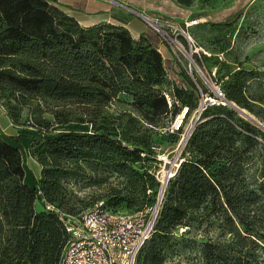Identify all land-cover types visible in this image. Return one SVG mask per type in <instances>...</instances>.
<instances>
[{"label": "trees", "instance_id": "trees-1", "mask_svg": "<svg viewBox=\"0 0 264 264\" xmlns=\"http://www.w3.org/2000/svg\"><path fill=\"white\" fill-rule=\"evenodd\" d=\"M253 73L233 71L225 98L241 108L249 105L250 98L255 99L246 93ZM164 74L155 44L146 36L135 38L123 24L82 25L59 0H0V100L14 120L25 107L31 108L29 121H35L39 134L29 150L41 165L40 177L33 175L28 184L19 136H12L13 143L0 132V264L60 263L68 233L59 213L46 204L64 211L65 181L79 171L80 161L110 163L144 193L149 184L156 185L154 175L135 167L146 158L144 140L133 147L119 137L121 123L116 121L124 115L132 119V112L114 116L107 108L126 94L133 97L137 111L168 112L166 93L159 88ZM184 103L186 114L198 106ZM78 108L80 114L72 112ZM49 110L52 118L43 115ZM244 116L229 102L209 103L203 109L186 145L194 158L183 161L170 179L154 231L136 264H164L174 228L202 205L223 210L228 222H234L230 210L238 217L235 243L209 237L202 244L207 264H264L263 219L240 215L226 193L222 200V180L210 170L212 161L239 141H257L252 133L259 131L257 123ZM70 121H87L91 128L53 129ZM106 199L119 209L113 199ZM36 201L43 210H37Z\"/></svg>", "mask_w": 264, "mask_h": 264}, {"label": "rangeland", "instance_id": "rangeland-1", "mask_svg": "<svg viewBox=\"0 0 264 264\" xmlns=\"http://www.w3.org/2000/svg\"><path fill=\"white\" fill-rule=\"evenodd\" d=\"M61 1L73 3L69 6L70 9H66L80 13L79 10L90 0ZM96 1L103 2L107 10H99L95 16L102 18L103 22H124L135 33L142 30L143 33L137 38L148 37L162 56L165 74L159 88L171 97L172 104L168 105V112L152 115L147 114L146 109L137 111L133 97L126 94H122L107 108L114 116L121 111L132 112V119L124 115L116 123H121L118 131L124 143L134 147L142 139L146 144V158L135 163L140 172L153 175L164 165V162L158 160L159 152L155 149L169 154L172 162L167 163L166 167L194 158L186 147L188 140L184 143L185 138L182 137H186L195 128L203 109L209 103H228L219 97L217 88L225 94L229 76L237 69L254 72L251 74L254 75L253 78L248 81L246 93L255 99L250 98L249 105L242 108L264 124V0ZM130 8L152 19H169L174 26H165V31H159ZM193 19L198 22L188 26L187 23ZM182 27L189 32L194 45L184 35ZM174 38L185 46L186 51L179 49ZM186 100L197 102L198 106L185 113L183 123L176 129L175 125L180 121H177L179 113L185 109ZM212 100L215 102H211ZM51 111H45L43 115L52 118ZM72 112L80 114L82 109H72ZM5 113L8 114L4 100L1 99L0 132L13 143L12 136H19L25 152L23 165L26 174H38L40 163L29 150L31 134L39 133L35 121H29L32 118L31 108L25 107L19 120L10 116L8 119ZM244 117L254 123L249 117ZM255 125L259 131L252 133L257 141L253 144L239 141L232 151L225 152L212 161L210 170L222 180V200L226 193L233 199L240 215L249 217L256 214L264 222V129ZM90 128L87 121H70L53 126L54 130ZM79 163V171L71 174L65 181L68 196L61 209L66 213L77 215L97 199L104 197L113 199L120 210L131 213L154 207L160 185L156 178V185L149 184L144 193L141 187L130 186L128 177L116 172L110 163ZM35 206L37 210H43L41 201H36ZM229 213L234 215V222H228L223 210L211 205L208 208L202 205L190 211L185 221L173 230L164 264H207L202 254V244L209 237L222 243H235L238 240L234 233L238 217L231 210ZM260 254L264 258V251L260 250Z\"/></svg>", "mask_w": 264, "mask_h": 264}, {"label": "built area", "instance_id": "built-area-1", "mask_svg": "<svg viewBox=\"0 0 264 264\" xmlns=\"http://www.w3.org/2000/svg\"><path fill=\"white\" fill-rule=\"evenodd\" d=\"M144 19L159 31H165L163 29L165 26H174L169 19H152L146 15H144ZM197 22L196 19H193L187 25L190 26ZM181 30L188 37L192 45H194V40L189 32L183 27ZM174 41L181 51H186L185 46L178 39L174 38ZM195 47L198 51L196 44ZM190 58L195 64L196 62L191 55ZM217 92L219 97H224V93L220 88H217ZM166 97L168 104L171 105V97L168 94H166ZM211 102H215V100ZM186 111L187 107H185L180 121L175 125L176 129L183 123ZM199 116L200 114L196 120ZM192 131L193 129L187 133L186 137L183 135L182 139L185 138L184 143H186ZM155 150L159 152L157 154L158 160L164 162V165L153 173L160 185L156 203L150 210L141 209L131 213L115 209L108 203L105 197L97 199L92 205L83 209L77 215L67 214L57 209L51 203L46 204L48 209H55L59 213L63 226L68 233V240L59 264L137 263V257L141 248L154 231L170 179L175 176L181 164L180 161L166 167L167 163L171 164L172 162L169 159V154L161 152L158 149ZM142 155H145V153L143 152Z\"/></svg>", "mask_w": 264, "mask_h": 264}, {"label": "crops", "instance_id": "crops-1", "mask_svg": "<svg viewBox=\"0 0 264 264\" xmlns=\"http://www.w3.org/2000/svg\"><path fill=\"white\" fill-rule=\"evenodd\" d=\"M71 1H75V0H71ZM89 3H93L94 5H89ZM73 4V3H72ZM71 3H66V2H62L61 0H59V6L67 13L71 14L72 16H74L82 25H85V26H89V25H94L96 23H100V22H103L104 20L102 18H98L97 15L99 10H107V7L104 5V3H97V1L95 0H90L87 2V4L85 5V7H83L82 10H79L80 13H76L74 12V10L72 9L71 11L70 10H67L66 8L70 9L69 6L72 5ZM106 4V3H105ZM73 11V12H72ZM107 18H105L106 20ZM123 25H125L126 27H128L132 33V35L137 38L139 37L143 31L140 30L138 31L137 33L134 32V30L132 28L129 27L128 24L126 23H122ZM6 114V113H5ZM8 119L10 118L8 114L5 115ZM39 133H32V140H33V136H36L38 135ZM31 140V141H32ZM21 141V140H20ZM40 173H41V165L39 167V172L38 174L36 173H32V172H29V173H25V181L28 183V184H32L33 183V175H35L36 177H40Z\"/></svg>", "mask_w": 264, "mask_h": 264}, {"label": "water", "instance_id": "water-1", "mask_svg": "<svg viewBox=\"0 0 264 264\" xmlns=\"http://www.w3.org/2000/svg\"><path fill=\"white\" fill-rule=\"evenodd\" d=\"M114 1V0H112ZM131 9V8H130ZM132 11H134L135 13L139 14L140 16H143L144 17V14L137 11V10H134V9H131ZM225 101L229 102L231 105H233L234 107H236L241 114L249 117L250 119H252L253 121H255L260 127H262L264 129V124L262 122H260L259 120L255 119L253 116H251L249 113H247V111L239 106H237L235 103L231 102V101H228L225 96L223 97Z\"/></svg>", "mask_w": 264, "mask_h": 264}, {"label": "bare ground", "instance_id": "bare-ground-1", "mask_svg": "<svg viewBox=\"0 0 264 264\" xmlns=\"http://www.w3.org/2000/svg\"><path fill=\"white\" fill-rule=\"evenodd\" d=\"M183 114H184V110H181L180 113H179V116H178L177 121H179L181 119V117L183 116Z\"/></svg>", "mask_w": 264, "mask_h": 264}]
</instances>
